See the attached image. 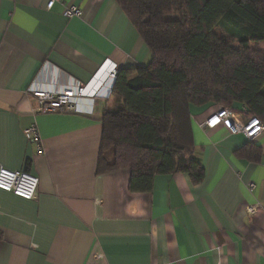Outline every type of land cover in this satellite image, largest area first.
<instances>
[{"label":"crops","instance_id":"1","mask_svg":"<svg viewBox=\"0 0 264 264\" xmlns=\"http://www.w3.org/2000/svg\"><path fill=\"white\" fill-rule=\"evenodd\" d=\"M64 1L82 14L64 16L63 2L0 0V167L39 177L33 199L0 189V264H264V132L247 144L201 125L219 105L193 106L204 180L158 174L136 192L130 168L97 171L114 96L79 98L75 112L35 111L32 85L87 83L107 58L119 68L152 61L116 0ZM35 125L40 140L26 133Z\"/></svg>","mask_w":264,"mask_h":264},{"label":"trees","instance_id":"2","mask_svg":"<svg viewBox=\"0 0 264 264\" xmlns=\"http://www.w3.org/2000/svg\"><path fill=\"white\" fill-rule=\"evenodd\" d=\"M116 2L152 61L119 69L111 91L117 107L102 115L97 171L130 168L136 192L150 191L158 174L185 172L200 183L193 106L243 104L264 121V0Z\"/></svg>","mask_w":264,"mask_h":264},{"label":"built area","instance_id":"3","mask_svg":"<svg viewBox=\"0 0 264 264\" xmlns=\"http://www.w3.org/2000/svg\"><path fill=\"white\" fill-rule=\"evenodd\" d=\"M57 2L65 4L63 15L66 17L82 14L80 7L65 3L64 0H48L46 6L50 9ZM119 69L115 61L107 58L87 83L72 78L70 83L59 90L39 88L32 85L28 91L38 100L35 111L39 114L75 112L78 111L76 101L79 98L109 97L113 87L110 86L108 90H104L103 79L106 78L113 85ZM245 112L244 105L241 109L235 106H219L201 125L209 129L223 125L230 133L243 134L247 141L255 142L264 132V121L257 115H249ZM26 133L40 140L39 129L36 125L27 129ZM43 152L44 149L40 144L39 153ZM38 184L39 177L27 170L0 167V189L2 190L12 192L25 199H33L36 196ZM250 187H254V183H250ZM254 208L253 206L249 207V210L254 211Z\"/></svg>","mask_w":264,"mask_h":264},{"label":"rangeland","instance_id":"4","mask_svg":"<svg viewBox=\"0 0 264 264\" xmlns=\"http://www.w3.org/2000/svg\"><path fill=\"white\" fill-rule=\"evenodd\" d=\"M214 32L216 34H218L219 36H222V37H225V38H227L229 40H232L235 45H237V46L239 45V43L237 41L233 40L229 35L224 33V31L220 27H215L214 28ZM261 48L264 50V45H262Z\"/></svg>","mask_w":264,"mask_h":264}]
</instances>
